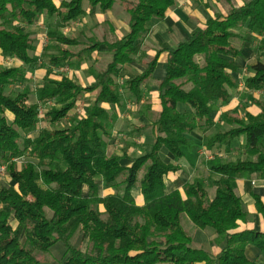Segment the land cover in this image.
Returning a JSON list of instances; mask_svg holds the SVG:
<instances>
[{
    "label": "trees",
    "instance_id": "obj_1",
    "mask_svg": "<svg viewBox=\"0 0 264 264\" xmlns=\"http://www.w3.org/2000/svg\"><path fill=\"white\" fill-rule=\"evenodd\" d=\"M177 1L0 0V55L22 64L0 66V169L5 168L10 182L0 184V264H45L43 257L57 246L65 250L61 264H260L248 260L246 247L264 252V233L237 232L238 222L248 215L233 183L238 177L264 180V103L258 102L257 115L228 119L233 126L229 131L206 134L215 128L214 104L227 103L238 86L241 70L236 58L241 51L232 43L234 30L245 26L259 35L258 50L264 53V0H241L227 15L216 13L204 29L193 31L188 41L169 52L166 76L158 86L161 111L152 122L155 143L149 154L125 168L107 153L105 138H113L115 120L106 106L121 103L117 80L122 67L142 52L151 23L163 21ZM86 3L104 13L119 4L129 17V32L113 41L94 40L78 53L69 50L80 45L78 38L55 32L52 39L59 54L49 58L56 67L69 66L74 58L81 62L87 53H107L112 59L87 88L69 77H46L49 83L37 88L36 98L40 104L54 105L40 118L38 103L29 102L30 88L5 94L7 86L27 81L23 66L32 71L47 67L40 64L43 56H31L34 41L24 27L44 16L70 25L87 14ZM157 61L156 55L143 74L128 81L136 102ZM250 70L245 88L264 92V63L257 61ZM86 93L91 97L84 116L59 131L39 128L41 121L55 125L69 118ZM195 131L202 133V143L190 137ZM240 137L246 139L241 148L246 158L208 163L218 177L212 199L204 181L195 178L183 186V194L176 190L148 198L144 206L136 204L134 189L145 197L163 191L167 175L178 172L177 162L196 148L229 153ZM102 189L114 193L103 197ZM254 199L264 216L261 198ZM183 216L200 230L214 231L211 244L220 247L217 255L193 247ZM77 235L85 246L72 244Z\"/></svg>",
    "mask_w": 264,
    "mask_h": 264
},
{
    "label": "crops",
    "instance_id": "obj_2",
    "mask_svg": "<svg viewBox=\"0 0 264 264\" xmlns=\"http://www.w3.org/2000/svg\"><path fill=\"white\" fill-rule=\"evenodd\" d=\"M194 2H195L194 0H178L176 5L168 11L166 18L163 21L154 20L150 25L149 33H148L147 38L145 40V44L146 45L150 44L151 46H156V45H154V43H155L159 46H162V44L174 46L175 42L170 38V34L175 35L179 40H181L180 43H183V42L188 41L190 39L191 33L193 31H200V30L204 29L207 21L209 19L213 18L216 13H213V11L211 9H204L205 11H203V16H205V17H204V20L200 22L199 17L196 16V14H195V12H197V11H194L191 8L192 3H194ZM116 5H119V4H116ZM85 9L87 10V14L85 15L86 18H91V20H92V19H95L97 17L98 19H100V22H98V23L96 22V25L94 28L98 29V27L101 28V25L108 24L109 26H111V27H109L110 30H112V31L114 30V32H113L114 38L109 39L104 34L105 30H103L102 32L99 31L100 34L102 33L101 34L102 35L101 40L95 38L94 36H91L88 39V41H89L88 44H83L81 41H79L80 45L78 46V48H80V49L78 51L75 52L72 50L76 47L69 48V50H71L73 53L80 52L82 49L86 48L94 40L103 41L106 38L108 40L113 41L114 39L122 38L124 35H126L129 32V17H128V20L124 16L122 18L118 19L117 17H115V15H112V18L115 19V22L112 21V19L108 20L105 18L104 14L108 13L113 8L104 13L99 8H94L91 10L89 8L88 4L86 3ZM119 9L117 10V13H120ZM122 10L124 11L123 8H122ZM122 10H121L120 15L122 14ZM222 14L227 15V13H222ZM97 18H96V20H97ZM43 21H44V17L35 25L41 24V22H43ZM124 21L127 22L128 28L126 31H123V33H121L119 31V29L121 28L119 23H123ZM14 25L18 26L19 23L14 22ZM35 25H33V26H35ZM75 25H76V22H73L72 24L67 25V27L64 28L63 31L67 32V31H70L71 29L73 30ZM25 27H27V26H25ZM29 27H32V26H29ZM79 34H82V32H80ZM251 36H253L255 38V40H257L258 44H259V41L262 39L257 34H252ZM69 37L78 38L77 35L69 36ZM78 40H79V38H78ZM33 41H34V39H33ZM159 42L161 44H158ZM47 44H48V37L47 36L45 37L43 42H41L40 46L36 45L35 41H34L35 51L31 52V53L35 54L37 56V58H40L42 56L44 57L45 53L43 52V50L47 47ZM145 44H144V47H145ZM258 44H257V48H258ZM39 47L41 48L40 50H39ZM144 47H143V50L147 51L146 56H150V53H152L153 57L149 61H147L149 59V57L146 59L136 60V58L139 56L138 55L137 57H135L134 61L131 64H127V65H124L122 67L120 76L117 80L118 84L120 83V82H118L120 79L123 80V86L122 87L120 86V89H119V93L121 95V103L119 105L112 106V107L106 106V108L110 111L112 117L115 120V128H114V131L112 133L113 138H111V139L105 138V141L107 142V153H108V156H110V157H118L121 166H123L125 168L130 167L137 158L142 157L146 154H149L154 143H155V136H154V133L152 130V122L154 121V119L157 117V115L161 111V104H160V98H159L160 92H159L158 86H159L160 82L166 76L168 54H169V52H171L172 50L177 48V47H175L173 49L159 48V49H155L152 52L150 50V48H148L147 46H146V49H144ZM93 54L99 55L98 58H96V60L98 59L97 62H99L100 56L103 57L105 62L102 63V66H103V64H105L109 60V59L107 60V53L95 52ZM93 54L87 53L85 56H83L81 62H80V60H78V58L71 59V60H69V65H72L71 64L72 61L76 60V63L79 66V68L81 67L83 69H86L87 67H86L85 62L87 61V58L92 57ZM156 55L158 56V61H157L155 71H154L152 77L142 86L141 99L139 102H136V97L134 96L133 92L129 89V85L127 83H128V81L134 79L135 76L143 74L145 72L149 62L154 57H156ZM164 56L166 58V65L163 66L165 69V72H164V75H163L161 81L158 83V86H157V84L149 83L151 79H154L159 60L161 59V57H164ZM237 59L238 58H236V63L239 66ZM137 63H141V65H139ZM5 64H7L9 67H6ZM135 64L139 65V67H136L137 65L135 66ZM46 65H47V67L40 68V69H44V71H45L44 75H43L44 79H46V77H47L50 80L60 81L62 79V77H69L74 81L75 84H77L78 86H80L82 88L90 87L95 82L96 75L93 77H88L86 79V81L83 80L82 78L76 80L75 78L70 77L68 74L67 75L63 74V70H62L63 67H56L55 66V68H53L54 65H52L50 62L49 63L46 62ZM0 66L5 67V68H11V67H20V66H22V64L14 58H4L0 55ZM102 66H100V68L98 69L99 70L98 73L100 71L104 70V69H101ZM25 67H27V66H23L24 69H25ZM239 68H240V66H239ZM40 69H36L34 71H37ZM240 70H241V68H240ZM59 71H61V72H59ZM241 73H242V70H241L240 74L236 76V78L238 80V86H237L236 90L231 91L230 98L227 101V103L218 102V103L214 104V106H213V108H214L213 119L215 122V128L206 134L207 137L213 136V135L217 134L218 132L229 131L231 128H233V126L230 124V126H231L230 129L225 130V131H217V128H219L220 122L223 121L224 119L228 121V119H231L233 117L243 118L246 113L253 114V115H257L260 113L261 109L258 105V102L264 103V101H259L256 98H258L257 95L264 94V92H262V91L253 92V91L247 90L245 88V85L244 84L242 85L240 83L239 78H238L241 75ZM48 74H49V76H48ZM40 85H42V84H39L37 86V88ZM243 86H244V89L246 91H249L250 93H252L255 98L253 99L254 104L252 105L253 106L252 109L245 110L244 113L242 114L241 112H238V110L235 109L236 106L239 105V103L238 102L236 103L234 96H235V94L239 93V91H240L239 89ZM148 88H150V90H151L150 93L147 92ZM155 89H156V91H152ZM123 90H125V91L123 92ZM126 92L128 93V97L131 96L130 100H132L134 107L137 108L136 112H137L138 117L141 116L140 120H143V122H141L139 124V123H134V122L132 123L133 120L131 119L129 124L132 126L133 131H136L139 133H142L145 131L143 134V136L145 138L143 137L144 140L142 142H139V143H143V142L145 143V141L146 142L149 141V142H147L148 143V149L144 153L137 155V156H133L131 154L133 152V148H138V147L135 146V144L133 145V144H130V142L127 143L125 141L124 142L121 141V143L127 144V148H123L117 152H113V151L111 152V149H113V148L115 149L116 141L119 138V136H121L120 135V131H121L120 130V123H119L120 121H118L115 118L114 113L116 115H120V113L122 111L121 108H123L122 107L123 106L122 95L125 96L124 93H126ZM148 96L152 97V98H150V99H152L150 102V105H153L152 108H148L147 106H145V103L148 104L147 102H149ZM90 97H91V95L89 93H86L83 97H81V99L77 103L75 110L70 115V117L67 118V120H70V122H71V119H73V118H76V117L80 118L81 116H84L85 112H86V108L88 107V99ZM125 98L129 99L127 97H125ZM152 102H153V104H152ZM234 104H235V106H234ZM53 105H54L53 102H48L47 104H45L43 106H46L47 108H49V107H52ZM129 107L131 108V106H129ZM215 107L218 108V111H215ZM42 109H44L43 112H42ZM46 109L41 108V110H39V117L40 118H42L43 113ZM231 111H232V113H231ZM147 113L152 115L153 120L152 119L150 120L148 118ZM8 116L12 120V116L11 115H8ZM190 137L195 142H198V143L203 142V135L200 131H195V132L191 133ZM237 140H240V142L237 145H234V143ZM245 141H246L245 137H240V138L236 139L235 142L233 143L234 150L232 152H229V153L226 152V150H224L223 148H215L213 150H208V149L204 148L203 146L196 148L192 154L187 155L185 158H183L182 160L177 162V165L180 167L179 171L175 172V173L171 172L167 175L166 180H165L164 190H163L164 193L162 195H159L158 193H161V191L158 192L157 197L167 195V194H169L173 191H176V190L180 191L181 194H183L184 193L183 186L185 184L192 182L195 178H201L206 185L209 198L212 199L215 195L216 188L213 186V190L209 191L208 186L206 184V180L203 178L202 174L207 173L213 181H216L218 179V177L209 171L208 163L212 162L215 158H219L223 163L235 161L239 155L236 158H234L233 160L229 159V160L224 161V159L228 158V156L231 153L234 154L236 151L241 150L242 146L245 144ZM217 150H219L220 152H223V155H221V157L216 156ZM201 167H203L202 171H200ZM190 173L192 174L193 177L191 178V180L190 179L188 180V179H186V177H188V175ZM142 175H143V172L140 173V177ZM233 187H234L235 194L239 198H241L243 210L248 215L247 219L245 221L238 222L237 232L257 231V232L264 233V216L258 212V209L256 207V203H255V199H254L255 196L261 198V202L264 205V180H260V179H256V178L238 177L234 180ZM113 193H114L113 189H102L101 190V195L103 197L107 196V195H111ZM133 195L135 197L136 204L138 206H144L147 203L145 196H143L141 194V190L139 188L134 189ZM14 226H15V224H14ZM202 231H206V230H202ZM206 233H208L209 238L205 244H201V245L206 246L208 249H204V250L208 251L210 254L217 255L220 251V247L219 246H213L211 244V242L214 240L215 237L213 238V240H211V238H210L211 234L209 232H206ZM250 248H252L253 250H250ZM197 249H202V248H197ZM246 256H247L248 260L252 261V262L260 263V262H262V260H264V252L259 251L256 247L251 246V245H248L246 247ZM162 264H168V263H162Z\"/></svg>",
    "mask_w": 264,
    "mask_h": 264
},
{
    "label": "rangeland",
    "instance_id": "obj_3",
    "mask_svg": "<svg viewBox=\"0 0 264 264\" xmlns=\"http://www.w3.org/2000/svg\"><path fill=\"white\" fill-rule=\"evenodd\" d=\"M195 2L192 3L191 8L195 12L196 16L199 17V21H203L204 17L203 16V11H205L204 9H211L213 11V13H227L228 10L230 9V7H237L239 5H241V0H231V3L227 2L226 0H194ZM122 8L119 5H115L113 7V9L111 11H109L108 13L104 14L105 18L108 20H111L115 22V19L112 18V15H115V17H117L118 19L122 18L123 16L128 20V16L127 14L122 10V14L121 10ZM119 9L120 13H117V10ZM98 10V9H97ZM47 16H44V21L41 22V24L32 26V27H24L25 32H27L35 41L36 45L41 44V42H43V40L45 39V37H48V44L47 47L43 50V52L45 53L46 57L41 58V62L40 64H46L50 62V56H57L58 52L55 49V45L56 42L53 41L52 39V35L55 32H61L66 36H75L77 35V37L79 38V41H81L83 44H88V39L91 36H94L97 39L101 40V34L99 33L102 32L103 30H105L104 34L109 38V39H113V32L114 30H110L108 24H103L101 25V28L98 27V29H95V25L96 22H100V19L97 20L92 19L91 18H86V16H83L82 18L78 19L76 21V25L74 26L73 30L71 29L70 31L64 32L63 29L67 27V25L65 26L62 22L61 19L58 17H53V18H48ZM120 25V29L119 31L121 33H123V31H126L128 26H127V22L124 21L123 23H119ZM80 32H82V34H79ZM234 34L236 35L234 40H233V45L235 47H237L238 49H240L241 51V55L238 57L237 61L238 64L242 70L241 75L238 77L240 80V83L243 85L246 78L249 77L250 75H252V71L250 70V67L252 64H254L257 61L263 62L264 63V53L259 51L257 48V40H255V38L253 36H251L248 32V30L246 29L245 26L240 27L237 30H234ZM170 38L175 42L174 46H170V45H166V44H162V46H159L157 44L154 43V45L156 46H151L150 44L146 45L144 49H146V46L148 48H150V50L153 52L155 49H159V48H168V49H173L175 47H177V45L181 42V40H179L175 35H171L170 34ZM164 39V38H163ZM165 40V39H164ZM158 44H161L160 42ZM41 48L39 47V50ZM80 48L76 47L74 49H72L73 51H78ZM147 51L146 50H142V52L139 54V56L136 58V60H141V59H146L149 57V59L147 61H149L153 55L152 53H150V56H146ZM97 55V56H96ZM32 57L37 58V56L33 53H31ZM88 56V55H87ZM98 54H93L92 57H88L86 63V69L83 68H79V66L75 61H72V65L69 66H62L63 67V74L65 75H69L70 77L77 79L82 78L83 80L86 81V79L88 77H93L95 75H97L98 73V69L100 68V66H102V63H104V59L102 56H100V60L99 62H97L96 58H98ZM109 59V60H108ZM107 62L105 64H103V66L101 67V69H105L106 65L111 61V55L107 54ZM9 61V60H8ZM46 61V62H45ZM139 65H141V63H137ZM135 64V66L137 65ZM139 65H137L136 67H139ZM166 65V58L161 57V59L159 60L157 69H156V73L154 76V79H151L149 83L151 84H157L161 81L165 69L163 66ZM6 67H9L7 64H5ZM55 68V66L53 67ZM26 71V76H27V81L25 83H16L13 84L11 86H7L5 89V94L6 95H11V94H18L20 92L23 91L24 88L28 87L32 90V92H34L30 99L29 102L31 104H36L37 102V98H36V90H37V86L39 84L42 83H46L48 84L49 81H46L44 79V69H40L37 71H32L30 68L25 67L24 69ZM61 72V71H59ZM121 80V81H120ZM118 82H120V86H123V80L120 79ZM147 92H151L150 88L147 89ZM239 93L235 94L234 99L236 100V103L238 102L239 105L236 106V110H238V112H241L242 114L244 113L245 110H250L252 109V105L254 104L253 99L255 98L254 95L252 93H250L249 91H246L244 89V86L241 87L239 89ZM125 90H123L124 92ZM152 91H156L152 90ZM125 96L122 95L123 97V108H121V113L120 115H116L114 113L115 118L120 121V135L119 138L116 141V147L115 149H111V152H117L120 151L123 148H127V144H122V142H130V144H135V146H137L138 148H133V152L131 155L133 156H137L140 155L142 153H144L147 149H148V143L149 141H145V143H139L142 142L143 139V134L133 131L132 130V126L129 124L130 120L132 119V123H141L143 122V120H140L141 116L138 117L137 115V108L134 107L132 100H130V97H128V93H124ZM125 97L129 98L126 99ZM258 98H256L259 101H264V94H259L257 95ZM151 96H148V104L145 103V106H147L148 108H152L153 105H150V102L152 99ZM153 104V102H152ZM39 105V110H41V108H47L46 106H43V104L38 103ZM131 106V108L129 107ZM235 106V104H234ZM129 108V109H128ZM44 109H42L43 112ZM135 110V111H134ZM215 111H218V108L215 107ZM232 113V111H231ZM148 118L151 120H153V117L151 114L147 113ZM221 117V116H220ZM70 125V120H63L61 122H59L56 125H50L44 121L40 122L39 128L40 129H45V128H49L53 131H59L62 129H65L67 127H69ZM230 123L227 120H223L220 122L219 128H217V131H225L230 129ZM38 135V132L35 133V136ZM145 138V137H144ZM240 142V140H237L234 145H237ZM216 154V153H215ZM218 154V155H217ZM217 157H221V155H223V152H220L219 150H217ZM242 157V151L238 150L236 151L234 154L231 153L228 158H225L224 161L226 160H233L234 158H236L237 156ZM238 156V157H239ZM244 158H246V156L243 155ZM203 170V167H201L200 171ZM203 178L206 180V184L208 186L209 191L213 190V180L211 179V177L207 174V173H203ZM192 174L190 173L188 175V177H186V179H190L192 178ZM0 184H5V185H9L10 182L9 180L6 178V173L4 172V174L0 175ZM160 192V190H158L153 196L151 197H145V199L147 200L148 198L153 199L157 197V193ZM164 192L161 191V193H158L159 195H162ZM12 224L14 225V222H12ZM182 225L183 228L186 230V232L193 236V247L194 248H202V249H208L206 246L201 245V244H205L206 241L208 240L209 236L208 233L209 232L211 234V240H213V238L215 237V234L212 230L208 229L206 231H202L198 228H196L191 221L188 219L187 216H183L182 217ZM82 243V246H85V240H82V236L81 235H77L73 240H72V244L74 246H78L79 244ZM250 250H253L252 248H250ZM64 248L62 246H57L55 247V249L48 255L44 256V262L45 264H61L62 258L64 256ZM42 258V256L40 257ZM261 264H264V260H262V262H260Z\"/></svg>",
    "mask_w": 264,
    "mask_h": 264
},
{
    "label": "built area",
    "instance_id": "obj_4",
    "mask_svg": "<svg viewBox=\"0 0 264 264\" xmlns=\"http://www.w3.org/2000/svg\"><path fill=\"white\" fill-rule=\"evenodd\" d=\"M4 172H5V168L2 167V168L0 169V175H1V174H4Z\"/></svg>",
    "mask_w": 264,
    "mask_h": 264
}]
</instances>
